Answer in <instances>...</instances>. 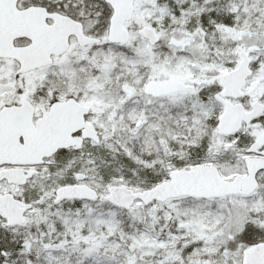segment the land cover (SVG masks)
Here are the masks:
<instances>
[{
	"label": "snow or ice",
	"instance_id": "1",
	"mask_svg": "<svg viewBox=\"0 0 264 264\" xmlns=\"http://www.w3.org/2000/svg\"><path fill=\"white\" fill-rule=\"evenodd\" d=\"M0 264H264V0H0Z\"/></svg>",
	"mask_w": 264,
	"mask_h": 264
}]
</instances>
